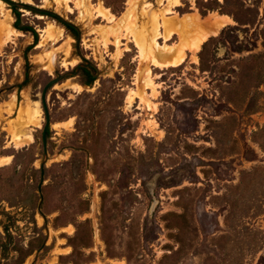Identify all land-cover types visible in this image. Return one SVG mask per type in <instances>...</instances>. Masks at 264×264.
I'll return each instance as SVG.
<instances>
[{
	"label": "rangeland",
	"instance_id": "374dc122",
	"mask_svg": "<svg viewBox=\"0 0 264 264\" xmlns=\"http://www.w3.org/2000/svg\"><path fill=\"white\" fill-rule=\"evenodd\" d=\"M32 1L75 30L0 5L14 31L5 41L0 29V264H264V0H138L118 46L108 30L135 0ZM158 13L229 20L196 54L175 35L173 52L141 56L126 28L152 43ZM182 49L179 67L153 65L152 53L166 63ZM80 64L91 84L70 74L47 94L39 211L41 94Z\"/></svg>",
	"mask_w": 264,
	"mask_h": 264
},
{
	"label": "bare ground",
	"instance_id": "6f19581e",
	"mask_svg": "<svg viewBox=\"0 0 264 264\" xmlns=\"http://www.w3.org/2000/svg\"><path fill=\"white\" fill-rule=\"evenodd\" d=\"M25 1H26V3H28L30 5L33 3L32 0H25ZM64 1H65L64 3L66 5V9H69L68 3L72 0H64ZM137 1L138 0H135L134 1L135 3L130 2L132 10L130 9L128 11V13L122 18L121 23L118 24V27L111 28L108 30V34H111L115 38L116 46H118L119 44L123 45V43L120 42L121 38H122L121 25L124 23H127L131 20V18L133 16V11L136 8ZM181 1L182 0H175L174 7L180 6ZM0 5L4 6V3L1 0H0ZM76 5L80 8H82L84 6L83 0H76ZM147 6H149V5H147ZM0 9H2V8H0ZM172 9H167L165 14L172 13L173 12ZM145 12L148 13L149 10L145 11ZM97 13L101 18L110 21V23L114 22L116 20L115 16L110 12V10L107 9L106 7L102 6V4L98 7ZM165 14H161V13H158L155 15L153 14L151 17L153 19V33H154V37L152 38V43H149V40H148L150 35H149V37H148V35H141V36L137 35V30H136V27L133 23H131V25L126 28L127 31L130 32L132 34V36L135 38L134 41L140 49L141 56H144L148 50L152 51L153 49L164 50L167 53L173 52L172 50L174 48L171 47L170 45H168L167 41L172 39V36H175V35H178L183 42H186L187 44H189V49L192 52H194V53L198 52L200 50L201 46L207 41V39L213 35L216 36V34L221 30V28H223L224 26H226L228 24V20H229V18H227V17L216 16L214 18L211 17L212 19L206 21L199 14H196L195 16H189L185 19H181V18L179 19V17H178V19L171 20L167 23L164 20ZM55 28L56 27L54 24H49L42 31V33H43V35L46 36L47 39L52 40L54 38ZM0 29L3 31L2 33H4L6 35L5 41H9L11 39L13 32H14L13 29L8 24H4V23L0 26ZM62 33H63V29H60L59 37L62 36ZM166 33L168 34L167 36H166ZM160 39L165 40L164 44H161L159 42ZM0 40H1V37H0ZM110 43L111 42H109L108 44H110ZM184 46H186V45H184ZM185 49L180 50V52L178 53V55L174 61L166 62V63H163L162 61H160V59L152 53L151 54V56H152L151 60L153 62V65L156 68H160V69L161 68L163 69V68L179 67L186 60V53L187 52L185 51ZM124 51L125 52L129 51V48L126 46ZM121 55H122V51H118L117 56L121 57ZM196 61H197V58L195 57V62ZM54 62H55V56L53 55L51 57V63H54ZM145 82H146L147 88H150L152 86L153 81L151 79V70L148 71L147 78H146ZM132 96L133 95H131L128 98L129 103L133 102ZM37 114L38 113L36 112V116H37ZM35 120H38V118L36 117ZM60 128H62L61 123H57L54 125L55 130H59ZM10 132H12L13 136H14L15 131L10 130ZM4 160H6V159L4 158ZM4 160L0 159V166H2ZM6 161H4V162H6Z\"/></svg>",
	"mask_w": 264,
	"mask_h": 264
},
{
	"label": "water",
	"instance_id": "95a60500",
	"mask_svg": "<svg viewBox=\"0 0 264 264\" xmlns=\"http://www.w3.org/2000/svg\"><path fill=\"white\" fill-rule=\"evenodd\" d=\"M4 3H6L8 6H10L11 8H19L23 11H28V12H32L34 14H48L51 15L55 18H57L58 20H60L61 22H63L65 25H69L72 26L73 28H75V26L69 22L64 21L59 15H57L56 13L53 12H49L46 11L42 8H37V7H33L30 4H24V3H18V2H13L11 0H2ZM81 66H86L84 64H80L76 67L75 72H71V73H67L64 75H57V78H54L53 80H51L50 82H48L46 84V86L43 88L42 94H41V102H42V106L44 109V113H45V118H46V124L44 125L43 131H42V144H43V157L44 160L41 164V180H40V184L38 187V192L41 195V190H42V186H43V182H44V175H45V164L47 161V157H48V151H47V132L49 130L50 127V113H49V108L47 105V94L50 90V88H52L53 86H55L58 82H61L64 78H66L68 75H77L79 72V69ZM41 203H42V195H41V202L39 205L38 210L41 211Z\"/></svg>",
	"mask_w": 264,
	"mask_h": 264
},
{
	"label": "trees",
	"instance_id": "16d2710c",
	"mask_svg": "<svg viewBox=\"0 0 264 264\" xmlns=\"http://www.w3.org/2000/svg\"><path fill=\"white\" fill-rule=\"evenodd\" d=\"M14 9H16L17 10V8H14ZM18 16H19V12H18ZM69 29H71L72 31H74L75 29L72 27V26H69V25H66ZM20 30H28V29H26V28H19ZM35 35H37V34H35ZM85 73H86V75H87V77H88V79H89V81H88V83H92V81L94 80L93 79V77H92V75L89 73V71H85ZM49 131V130H48ZM48 133L49 132H47V136H48Z\"/></svg>",
	"mask_w": 264,
	"mask_h": 264
},
{
	"label": "flooded vegetation",
	"instance_id": "af4514ba",
	"mask_svg": "<svg viewBox=\"0 0 264 264\" xmlns=\"http://www.w3.org/2000/svg\"><path fill=\"white\" fill-rule=\"evenodd\" d=\"M85 71H89V68L88 67H85V66H81L78 73H80V72H83L84 73ZM88 81L89 80L87 79V82Z\"/></svg>",
	"mask_w": 264,
	"mask_h": 264
}]
</instances>
